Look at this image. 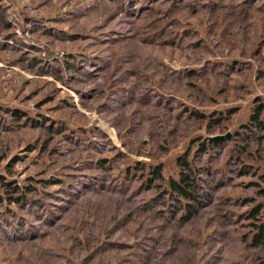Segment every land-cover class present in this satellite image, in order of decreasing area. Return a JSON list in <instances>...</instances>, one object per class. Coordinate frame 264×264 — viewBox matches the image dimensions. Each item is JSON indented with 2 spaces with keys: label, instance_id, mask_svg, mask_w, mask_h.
<instances>
[{
  "label": "rangeland",
  "instance_id": "obj_1",
  "mask_svg": "<svg viewBox=\"0 0 264 264\" xmlns=\"http://www.w3.org/2000/svg\"><path fill=\"white\" fill-rule=\"evenodd\" d=\"M263 7L0 0V176L32 185L29 199L56 213L41 235L0 244V264H264L245 217L264 206V184L227 165L264 102ZM227 134L222 154L199 164L210 201L172 216L147 186L151 169L178 179L179 157ZM247 149L242 160L264 175V144Z\"/></svg>",
  "mask_w": 264,
  "mask_h": 264
},
{
  "label": "trees",
  "instance_id": "obj_2",
  "mask_svg": "<svg viewBox=\"0 0 264 264\" xmlns=\"http://www.w3.org/2000/svg\"><path fill=\"white\" fill-rule=\"evenodd\" d=\"M255 105L250 115L249 122L241 127L243 133L242 135H238L239 143L237 147H235V155L228 161L227 165L230 163L235 166V169H232L234 177L243 178L252 176L258 178L264 184V175H259L257 172L253 171L254 167L246 165V161L242 160V156L247 153V148H250L251 144H257V146L264 144V102L261 98H258L255 100ZM231 112H229V117L232 115ZM195 116L196 119H206V116L203 115ZM212 123L217 124L213 125L215 127H219L221 124L218 121H213L210 123V126H212ZM210 128L213 129V127ZM231 140L232 139L219 142L208 140L201 144L196 158L194 156L191 157L190 152L179 157L177 159L180 170L178 179L166 181L161 166L151 169L150 176L147 177L148 179L146 178L147 186L149 190L156 189V194L161 197L160 201H162L163 204L168 203L169 200L171 201L169 209H171L172 216L181 215V217L185 216V219L196 217L205 207L207 201H210L209 194L203 192L202 187V182H204L202 181V176L208 174L209 169L199 164L202 163V158H204V156L209 157V160L216 156L213 155L212 152L210 153V150H213L214 153L222 154L223 146ZM135 175L136 177L138 176L137 174ZM135 175H133V177ZM206 183L208 182L206 181ZM262 183H256L252 186L261 189ZM208 186L210 185L208 184ZM35 192L36 189L32 185L22 188L17 184L13 185L11 182L7 181L5 177L0 176V244L7 241L25 240L37 234L41 235V227L44 224L53 222L47 219L51 216H55V211L49 210L48 206L41 203L42 200L37 201L29 199ZM163 192H166L167 197L162 198ZM261 192V194H264V191ZM252 204H254L253 201L247 200L245 201L244 207L252 206ZM12 206H16L21 210L26 207L27 210L31 209L32 212H37V208L41 209V213H44V218L33 224L29 219L17 214V212L12 209ZM263 210L264 206L259 204L252 207L245 216L246 220L250 223V228H252L250 246L258 250L264 249Z\"/></svg>",
  "mask_w": 264,
  "mask_h": 264
},
{
  "label": "water",
  "instance_id": "obj_3",
  "mask_svg": "<svg viewBox=\"0 0 264 264\" xmlns=\"http://www.w3.org/2000/svg\"><path fill=\"white\" fill-rule=\"evenodd\" d=\"M231 138V134H227L226 136H215L210 138V141L219 142L229 140Z\"/></svg>",
  "mask_w": 264,
  "mask_h": 264
}]
</instances>
